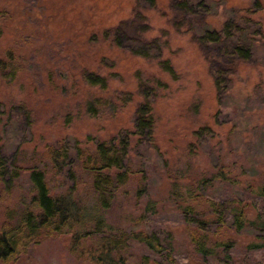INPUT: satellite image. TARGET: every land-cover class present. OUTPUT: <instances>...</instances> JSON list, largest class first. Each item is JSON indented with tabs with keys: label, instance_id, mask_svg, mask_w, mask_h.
<instances>
[{
	"label": "rangeland",
	"instance_id": "1",
	"mask_svg": "<svg viewBox=\"0 0 264 264\" xmlns=\"http://www.w3.org/2000/svg\"><path fill=\"white\" fill-rule=\"evenodd\" d=\"M256 1L208 0L210 12L197 33L220 30L232 10L251 8ZM137 6L136 0H0V59L11 52L21 68L12 82L0 74V150L8 170L0 180V230L7 211L17 213L33 195L26 168L47 147L66 141L73 170L77 149L93 150L120 133L128 136L143 102L140 85L146 84L153 88L154 145L145 135L140 141L131 138L134 148L126 165L132 177L105 214L115 228L154 235L160 247L132 241L126 263L221 264L223 256L238 264L251 257L264 263V248L251 246L264 240V227L236 232L232 216L222 227L210 208L215 202L230 212L241 204L250 221L264 213V40L219 94L201 47L175 29L168 0L142 9L146 37L160 44L149 59L103 39L104 31L128 24ZM254 18L264 32V9ZM164 60L174 75L162 70ZM85 71L105 77L108 88L84 84ZM122 92L132 101H116ZM93 100L119 107L113 115L92 117L85 109ZM16 166L23 172L12 179ZM51 187L60 194L72 186L62 185L58 175ZM78 188L84 192L87 185ZM188 206L194 210L193 226L211 232L209 245L231 243L215 250L218 258L194 260ZM70 243L69 236L51 238L0 264H92L72 254Z\"/></svg>",
	"mask_w": 264,
	"mask_h": 264
},
{
	"label": "trees",
	"instance_id": "2",
	"mask_svg": "<svg viewBox=\"0 0 264 264\" xmlns=\"http://www.w3.org/2000/svg\"><path fill=\"white\" fill-rule=\"evenodd\" d=\"M156 1L148 0L150 6L147 7L141 0H136L138 6L132 20L128 24H120L104 31L103 39L110 40L113 45L123 47L136 56L149 59L150 52L157 51L160 44L150 42L146 37L149 25L143 11L154 8ZM168 1L175 29L183 30L196 40L210 65L217 92L225 93L239 65L250 61L255 49L264 40L263 26L254 18L264 9L262 1H256L251 8L232 10L220 30L207 29L201 34L197 33L196 27L204 23L205 17L202 16L210 12L208 0ZM159 64L162 70L174 75L169 61L164 60ZM20 71L11 52L7 53L6 59H0V74L4 80L14 81ZM82 79L90 87L102 90L108 88V80L97 73L85 71ZM140 88L143 102L136 111L135 129L128 136V133L124 136L120 133L108 141L97 143L93 150L77 149V164L73 170L68 169L71 163L66 141H61L56 147H47L40 158L26 168L33 195L29 200H24L17 213L12 210L6 213V220L0 230V262H9L26 254L33 245L61 236H69V251L72 254L92 264H127L126 254L132 241L144 243L153 250L160 247L154 235L115 228L107 222L105 214L132 177V172L126 165L134 148L131 138L136 137L140 141L141 135H145L147 144L154 145L155 119L150 100L153 88L146 84H141ZM116 97V101L122 105L132 101L130 93L122 92ZM118 107L113 101L103 106L99 100H93L86 103L85 113L92 117L113 115ZM1 153L0 150V180L8 172ZM21 170L16 166L10 172L11 178H18L23 172ZM58 175L62 179V185L72 186L60 191V194L51 187ZM80 184H86L87 190L81 191L78 188ZM260 194L264 196V187ZM210 208L216 217L215 223L222 227L226 225L227 217L232 216V227L236 232L249 226L264 227V213L250 221L244 205H235L230 212L227 211V206L224 208L222 204L215 202L211 203ZM185 211L186 224L193 230L189 237L195 261L218 258L216 249L230 247L231 243L228 242L209 245L208 236L211 232L206 231L203 226H193L192 207L188 206ZM251 246L264 248V240ZM219 259L221 264H238L229 256ZM243 263L264 264L256 257Z\"/></svg>",
	"mask_w": 264,
	"mask_h": 264
}]
</instances>
